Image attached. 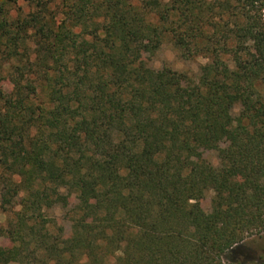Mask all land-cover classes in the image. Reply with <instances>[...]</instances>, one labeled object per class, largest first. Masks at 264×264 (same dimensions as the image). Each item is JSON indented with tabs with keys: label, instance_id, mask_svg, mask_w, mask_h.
Here are the masks:
<instances>
[{
	"label": "trees",
	"instance_id": "1",
	"mask_svg": "<svg viewBox=\"0 0 264 264\" xmlns=\"http://www.w3.org/2000/svg\"><path fill=\"white\" fill-rule=\"evenodd\" d=\"M23 1L0 4V264H264V0ZM165 37L194 80L148 67Z\"/></svg>",
	"mask_w": 264,
	"mask_h": 264
},
{
	"label": "rangeland",
	"instance_id": "2",
	"mask_svg": "<svg viewBox=\"0 0 264 264\" xmlns=\"http://www.w3.org/2000/svg\"><path fill=\"white\" fill-rule=\"evenodd\" d=\"M7 1V2H6ZM9 1V2H8ZM5 3L7 10L11 11V14H15L16 10H20L21 14H26L29 9L26 6V2L23 0H0V4ZM148 67L153 70L170 69L178 73L187 74L188 77L194 80L198 73V69L205 63L202 58L183 59L180 57L176 49L173 47L168 37H165L160 47L152 54H145L143 56ZM0 87L9 92L12 88L7 82H0ZM233 115L238 113V107L233 110ZM226 144H221L220 147H225ZM199 156L209 162L213 167L219 166L218 152L211 150H202L199 152ZM212 193L209 192L199 202L200 207L204 211H209L210 200ZM76 202L70 203V207H75ZM52 221V230L62 233L64 236L68 235L70 222L64 218L63 210L55 208L48 213ZM9 216L7 212H3L0 209V227H4L6 219ZM244 245L251 250V257L256 259L259 263H264V235L262 237H252L245 241ZM9 246L5 239L0 238V249H6Z\"/></svg>",
	"mask_w": 264,
	"mask_h": 264
}]
</instances>
